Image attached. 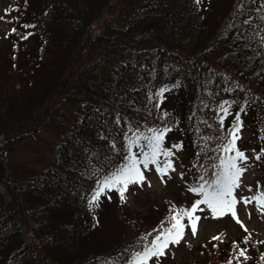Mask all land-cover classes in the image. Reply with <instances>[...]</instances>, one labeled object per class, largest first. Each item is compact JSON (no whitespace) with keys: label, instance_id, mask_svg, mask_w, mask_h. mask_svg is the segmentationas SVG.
<instances>
[{"label":"trees","instance_id":"16d2710c","mask_svg":"<svg viewBox=\"0 0 264 264\" xmlns=\"http://www.w3.org/2000/svg\"><path fill=\"white\" fill-rule=\"evenodd\" d=\"M118 1L115 6L117 0H43L44 8L33 23L36 27L17 28L18 37L23 31L32 35L20 40L25 43L12 50L14 58L9 66L0 54V264H34L32 247L36 254L46 257L45 264H53V258L60 262L65 256L69 259L65 264H93L94 257L114 254L137 237L131 228L112 236L102 252H88L87 245L83 248L79 244L84 240L85 225H89L88 213L83 209L86 205L62 186L63 181L53 180L56 171L64 172L73 159L83 157L81 149L68 140L69 135L90 139L92 145L103 147L96 139L97 129L80 124V118L91 115L94 107L112 106L115 92L134 98L137 106L144 100L143 91H127L137 83L133 63L137 70L140 64L154 66L157 86L182 81V87L165 94L172 99L167 108H173L169 112L179 117L184 130L175 135L188 140L196 151L197 135L189 128L187 117L196 110L199 84L211 79L213 91L222 89L229 86L222 79L225 74L262 98L247 115L242 114V119L245 122L248 115L256 118L258 136L264 135V80L255 76L261 68L260 60H245L252 54L237 50L234 31L221 36L237 3L229 1L227 11L211 21L214 5L208 3L212 0H204L202 8L206 11L195 10L193 0H124L122 5ZM108 12L113 13L112 17H107L98 33L93 32L94 24ZM208 48L212 52L206 56ZM214 52L220 53L217 58ZM22 64L31 66L25 69ZM209 65L217 75L209 72ZM69 103L75 106L73 122L68 129H61L62 110ZM197 115L203 117V113ZM47 126L59 129L60 143L54 160L24 178L9 174L6 151L11 144L27 136V130ZM199 163H204L203 158ZM66 175L71 180L75 173ZM30 238L36 244H31ZM79 247L85 253L78 258ZM214 252L218 263L203 249L200 255L204 259L197 258L193 264H227L230 254L234 255L229 247L218 246ZM248 255L251 259L244 264H264L260 257Z\"/></svg>","mask_w":264,"mask_h":264},{"label":"snow or ice","instance_id":"6c2138e0","mask_svg":"<svg viewBox=\"0 0 264 264\" xmlns=\"http://www.w3.org/2000/svg\"><path fill=\"white\" fill-rule=\"evenodd\" d=\"M203 3L204 0H193L195 10L206 11V8H202ZM9 15L6 10L0 20H5ZM200 18L204 19L203 16ZM18 20L17 16L5 22L16 23ZM34 27L28 23L20 25L24 30ZM17 31V27L11 28L4 38L7 39ZM233 31V43L238 46L237 50H247L252 54L246 56L245 60L250 63L253 58H259L261 68L255 76L264 80V0H238L221 36L226 37ZM30 35L31 32L23 31L18 39L26 40ZM124 67H128L127 62ZM245 67H248V63ZM132 68L136 72L137 83L130 85L127 91L137 94L143 91L144 100L137 106L134 98L115 92L112 106L94 107L91 115L80 118V124L87 123L97 129L96 139L103 143V147L92 145L90 139L69 135L68 140L81 149L83 157L81 160L73 159L64 172L56 171L53 180L63 181L62 186L86 205L87 210L93 214V227L99 225L95 213L105 202L112 203L113 197H116L123 206L128 202L129 194H136L131 189L143 190L145 186L151 188L148 174L152 172L165 186L174 174L178 175L185 185V192L192 194V199L185 204L169 201L168 215L157 227L135 237L114 254L94 257L93 264H164L169 256L175 257L173 249L186 241L189 232L192 238L197 237L202 219L219 220L225 216H230L246 234L242 240L245 247L236 241L231 242L234 255L230 254L227 264H233L234 261L235 264H244L251 259L246 246L252 236L238 217L237 206L253 205L260 216L264 217V186L257 182L255 194H251L252 186H245L242 180L250 167L264 163V146L258 151L253 149L249 156L238 147L237 141L241 139L244 127L242 114L247 115L251 107L262 102V98L255 96L250 88L244 87L227 74L222 75V79L229 86L222 89L213 91L210 87L213 83L211 79L199 84L196 110L187 117L189 128L197 135L194 144L198 148L195 153L198 163L187 169L188 172L196 169L189 184L185 180L186 170L183 165H180L181 170L178 171L176 164L178 153L184 150V142L179 140L169 143L170 133L184 131L180 127L181 121L162 107L167 99L165 94L182 87V81L175 80L157 86L154 66L140 64L137 70V65L133 63ZM167 70L166 66L165 73ZM209 72L217 75L212 69ZM221 92L227 93V97L221 95ZM198 112L203 113V117L198 116ZM261 132H264V128ZM259 139L264 141V135ZM69 155L73 154L70 152ZM201 158L204 163H199ZM57 163L61 161L58 159ZM66 173L75 175L70 180ZM39 179L43 180L44 177ZM36 183L34 180V187ZM244 191L251 195H243ZM248 215L250 218L251 213ZM222 235H213L209 243H223ZM256 243L264 244V240ZM187 246L191 247L190 244ZM202 247L206 248L207 244ZM217 247L218 244H212L213 249ZM260 259L264 260V253H261Z\"/></svg>","mask_w":264,"mask_h":264},{"label":"rangeland","instance_id":"374dc122","mask_svg":"<svg viewBox=\"0 0 264 264\" xmlns=\"http://www.w3.org/2000/svg\"><path fill=\"white\" fill-rule=\"evenodd\" d=\"M126 1L128 3L133 2V0ZM212 1H209L208 3L214 5V8L210 11L211 21L217 20L223 12L227 11L226 7L229 1L231 3L235 2L234 5L238 3V0H215V4L214 0ZM123 2L124 0H121V5ZM117 5H119L118 0L115 6ZM43 8V0H27L26 3L25 0H0V17L5 16L6 10L10 13L5 20H0V54L6 59L8 66L12 62V58H14L12 50L21 46L25 42H21L22 40L20 41L16 34H12L5 39V34L13 27L20 29L21 24L35 23V21L38 20L36 16ZM112 14L111 12L105 13L101 20L94 24L93 32L98 33L100 28L104 26L107 17L111 18ZM17 16L19 17V20L16 23L5 22L6 20H12ZM208 50L206 56H209L212 52L211 48H208ZM219 54L220 53L218 52H214V58H217ZM211 62L214 66L209 65V69H212L215 66V68L218 69L219 66L216 65L215 60H212ZM13 65L16 67L17 62H14ZM30 66L31 65L24 67L27 69ZM169 99L170 94H168V99H166L162 106L168 111L173 109L167 108L169 107ZM170 101H172V99H170ZM74 109L75 106L72 103H69L63 108L64 124L61 129H68L71 126L75 112ZM27 131L29 132L27 136H22V138L15 140L6 151L8 172L17 178L27 177L54 160L57 145L60 143L59 129L53 126H47L38 130L31 128ZM176 132L177 131H174L169 134V143L177 142L179 140L184 142V150L183 152L178 153L179 160L176 164L178 171L181 170L180 165H183V169L186 170L185 180L191 184L196 169H192L191 172H188L187 169L191 168L193 164L198 163L195 158V153L197 151L188 140L183 138L178 139V136L175 135ZM240 135L241 139L238 141V147L241 150H245L246 154L249 156L252 155L253 149L258 151L261 146H264V141L259 139L257 133V120L254 117L249 115L246 117ZM148 178L151 180L152 187L148 188L145 186L143 190H137L135 188L131 189V192H135L136 194H129L128 202L123 206L120 205L116 197H113L112 203L105 202L95 213L99 220V225L97 227H93V214L84 207V211L88 213L86 217L89 225H85L84 227L86 232L82 234L84 240H79L80 246L83 247L87 245L88 252L90 249H93L100 253L105 248V245L109 243V239L118 233L124 234L132 228V230H135V234L139 236L142 233L157 227L161 220H164L168 215L169 201L176 204H185L192 199V194L185 192V185L179 179L178 175L174 174L173 179L169 181L166 186L161 184L154 172L148 174ZM242 180L245 186H252L253 193L251 194H255L257 182L264 186V163H256L255 166L250 167L242 177ZM242 194L251 195L247 191H244ZM237 213L238 217L249 229L252 236L251 242L246 246L248 248V253L252 257H260L261 253H264V244H257L256 242L264 240V217L260 216L253 205L245 207L242 204H238ZM249 213H251L250 218L248 215ZM120 230L121 232H119ZM219 234H223V243H220L219 241H212L209 243L213 235ZM244 235L246 234L243 232V229H241L230 216H225L219 220L202 219L198 226L197 237L192 238L189 232L186 241L173 249L175 257L172 258L169 256L164 264H193L194 260L197 258L201 260L204 259V257L200 255L202 254L203 249L210 254V257H212L214 262L218 263L219 257L216 256L212 244H218L221 249L229 247L232 250L231 242L236 241L241 247H245L242 243ZM30 243L36 244L32 238H30ZM188 244H190L191 247H188ZM204 244H207L206 248L202 247ZM32 252L36 256L34 258V264H45L44 260L46 257L43 258L42 255L36 254L37 250L34 247H32ZM83 253H85V251L82 252L81 247H79L77 257L84 256ZM53 259L55 262H52L53 264H65L69 260L67 256H65L60 262L56 258Z\"/></svg>","mask_w":264,"mask_h":264}]
</instances>
